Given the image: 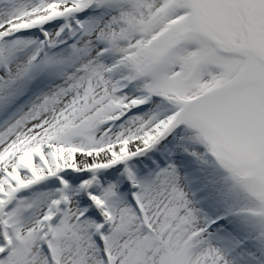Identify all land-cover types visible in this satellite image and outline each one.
Instances as JSON below:
<instances>
[{"label":"snow or ice","instance_id":"1","mask_svg":"<svg viewBox=\"0 0 264 264\" xmlns=\"http://www.w3.org/2000/svg\"><path fill=\"white\" fill-rule=\"evenodd\" d=\"M0 264H264V0H0Z\"/></svg>","mask_w":264,"mask_h":264}]
</instances>
